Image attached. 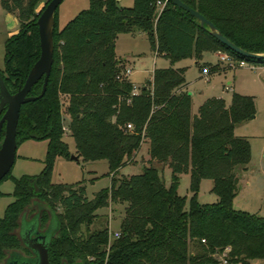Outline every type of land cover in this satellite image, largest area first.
<instances>
[{
    "label": "trees",
    "instance_id": "1",
    "mask_svg": "<svg viewBox=\"0 0 264 264\" xmlns=\"http://www.w3.org/2000/svg\"><path fill=\"white\" fill-rule=\"evenodd\" d=\"M49 1L0 0L1 8L18 21L17 32L4 41L0 69L11 93L21 87L39 57L36 20ZM156 1L132 0L130 6H120L118 0H88V7L60 29L56 8L53 63L45 91L21 104L16 125L17 145L27 139L47 140L43 168L19 177L9 171L0 180L13 182V200L0 217V258L22 248L15 230L24 212L36 206L41 225L55 223L47 239L49 264H221V259L227 264L261 259L264 264V216L232 206L238 189L235 167H245L250 159L248 139L235 135L234 128L254 116L253 97L233 92L229 104L221 97H207L193 115L184 69L172 67L187 57L197 63L210 51L259 66H264V57L230 50L189 12L171 2L159 9ZM182 1L242 50L264 53V0ZM133 30L145 33L151 49L169 57L171 64L155 68L138 93H133V83L123 76L125 67L115 54L117 36ZM42 84L40 78L27 95L40 94ZM63 111L69 116L66 128L75 155L105 159L109 172H115L110 185L92 198L82 181H51L55 158L71 155L63 139ZM143 141L148 143L147 162L169 166V186L152 165H144L139 174L116 176ZM182 173H189L188 204L176 192ZM202 179L213 181L216 202H198ZM110 203L126 204L119 236L111 239L107 225L89 229L97 210ZM226 249L223 258L215 256Z\"/></svg>",
    "mask_w": 264,
    "mask_h": 264
},
{
    "label": "rangeland",
    "instance_id": "2",
    "mask_svg": "<svg viewBox=\"0 0 264 264\" xmlns=\"http://www.w3.org/2000/svg\"><path fill=\"white\" fill-rule=\"evenodd\" d=\"M88 0H62L56 10L57 27L62 28L66 22L72 19L78 11L88 7ZM43 2L39 3L36 10L39 11ZM120 6H130L125 0L119 2ZM16 25V15L5 12L0 6V69L4 67V41L8 37L11 26ZM132 32H136L133 30ZM131 33V32H130ZM135 35L137 33H134ZM134 35V36H135ZM117 52H131L134 55V62L130 68L132 73L130 79L136 90L151 80L152 71L155 68L171 66L170 58L151 49L146 35L131 37L129 34H121L117 41ZM208 70L207 75H203L202 67ZM173 68H183L187 85V90L191 94V113L196 114L199 105L207 97H221L226 104L231 101L233 92L253 97L255 113L234 128V134L244 136L250 144V159L246 166L237 165L235 173L238 178L237 193L233 198L234 209L247 211L249 213L264 216V66L246 63L244 67L228 69L222 64L216 52H204L201 59L196 63L193 57L181 58L172 64ZM216 67L215 71H211ZM229 86L228 89L225 86ZM69 116L63 111V124L67 127ZM64 141L67 143L71 155H75V143L69 135L68 130L64 132ZM47 140L27 139L17 145L14 163L10 169L12 177H19L22 174H37L43 168ZM148 143L143 141L138 149L133 153L132 160L119 168L116 176H130L142 172L144 165H152L163 177L166 186L171 182V170L168 165H163L156 160L148 161ZM115 172H109L108 163L101 160H73L63 157H56L51 172L53 183H73L82 181L86 187V195L92 198L101 188L110 185V177ZM189 173L179 175L176 188L177 194L186 197L188 204L192 195L189 189ZM213 181L202 179L197 190V200L199 203H213L218 197L212 192ZM13 190L12 180L6 179L0 182V217L3 215L5 206L13 200L11 192ZM125 203H110L107 207L97 210L99 214L94 222L89 226L90 230L108 226L109 231H118L119 222L124 214ZM34 214V210L27 213L29 219ZM45 222L41 229H45ZM47 234H50L55 227L53 220L49 222ZM50 229V230H49ZM21 252V250L16 249ZM227 249L215 256L223 258ZM7 255L0 258L3 264ZM261 259H254L250 264H260ZM221 264H227L221 259Z\"/></svg>",
    "mask_w": 264,
    "mask_h": 264
},
{
    "label": "water",
    "instance_id": "3",
    "mask_svg": "<svg viewBox=\"0 0 264 264\" xmlns=\"http://www.w3.org/2000/svg\"><path fill=\"white\" fill-rule=\"evenodd\" d=\"M62 0H50L38 16L36 23L38 26L40 54L38 59L31 66L23 84L15 92L11 93L4 84L0 75V128L4 123V136L0 142V180L10 171L15 158L17 148L16 143V125L19 116L21 104L39 98L45 91L47 80L53 63V26L54 12ZM171 2L179 8L189 12L198 21L201 27L207 26L210 33L223 45L230 50L246 57H264V53H249L219 32L216 27L207 20L202 14L189 7L182 0H165ZM40 78H43L42 90L37 96H28V92ZM70 159L78 160L77 155H70ZM41 235L33 239L34 243H28V247L33 251L34 258L23 260L22 262L15 261L9 264H49L47 254V239ZM30 260V261H29Z\"/></svg>",
    "mask_w": 264,
    "mask_h": 264
},
{
    "label": "flooded vegetation",
    "instance_id": "4",
    "mask_svg": "<svg viewBox=\"0 0 264 264\" xmlns=\"http://www.w3.org/2000/svg\"><path fill=\"white\" fill-rule=\"evenodd\" d=\"M4 109L1 112L0 117L4 112ZM3 136H4V123L2 124L0 128V142ZM30 210L31 211L34 210V214L28 219L27 213ZM36 210H37L36 206H32L31 208L26 210V212H24V214L22 215L21 220L19 222V226L15 230L17 236L19 237L21 241L22 248L19 249L21 250V252L18 250L8 252L7 257L5 258L3 264H9L10 262L14 263L15 261L22 262L23 260L34 258L35 255L33 251L28 247V243H34L33 239L41 235L46 236L48 228H49L48 227L49 222H48L45 225L46 226L45 229H41L42 228L41 222L39 221V216L37 215Z\"/></svg>",
    "mask_w": 264,
    "mask_h": 264
},
{
    "label": "built area",
    "instance_id": "5",
    "mask_svg": "<svg viewBox=\"0 0 264 264\" xmlns=\"http://www.w3.org/2000/svg\"><path fill=\"white\" fill-rule=\"evenodd\" d=\"M165 2H166L165 0H157L155 4L159 9H162ZM216 55L218 57V60L222 64H224L228 69H236V68L244 67L246 65V62L244 60H238V59L234 58L233 56H231L230 54H228L227 52L216 51ZM130 72H131L130 68H125L124 72L122 74H123V76L128 77ZM202 73H203V75H207L208 70L206 67H202ZM225 88L228 89V86L226 85ZM133 93H135V92L133 91ZM126 128L131 129L132 128L131 124L127 123ZM63 130L67 131L68 129L66 127H63ZM108 234H109L110 239L113 237L119 236L118 231H114V232L109 231Z\"/></svg>",
    "mask_w": 264,
    "mask_h": 264
},
{
    "label": "crops",
    "instance_id": "6",
    "mask_svg": "<svg viewBox=\"0 0 264 264\" xmlns=\"http://www.w3.org/2000/svg\"><path fill=\"white\" fill-rule=\"evenodd\" d=\"M119 2H121L122 0H118ZM125 2H126V4H132V0H125ZM5 11V10H4ZM6 12V11H5ZM17 30H18V21H17V18H16V25L13 27V26H11L10 28H9V31H8V36H10V35H12V34H14V33H16L17 32ZM134 33H137L136 35L134 34ZM121 34H125V33H121ZM121 34H119L118 36H117V38H116V43H115V54H116V56H117V58H119L120 60H122V65H124V67L125 68H130V65H131V63H133L134 62V55H133V53H131V52H122V54H119L118 52H117V41H118V39H119V37H120V35ZM127 34H129L131 37H135V36H144L145 35V33H143V32H141V31H138V30H136V32H131V33H127ZM135 35V36H134ZM157 53L155 52V55H156ZM241 68V67H240ZM154 70V69H153ZM130 71H131V68H130ZM153 72V71H152ZM132 73V71L130 72V74ZM130 74H129V76H128V79L131 81V79H130ZM151 79H152V76H151ZM132 82V81H131ZM143 85H144V83H143ZM142 85V86H143ZM229 87V86H228ZM185 90H187V85L185 86V88H184ZM139 88H138V90H136L135 88H134V86H133V91L135 92V93H138L139 92ZM188 91V90H187ZM191 95V94H190ZM205 100V99H204ZM203 100V101H204ZM192 114V113H191ZM194 115V114H193Z\"/></svg>",
    "mask_w": 264,
    "mask_h": 264
}]
</instances>
